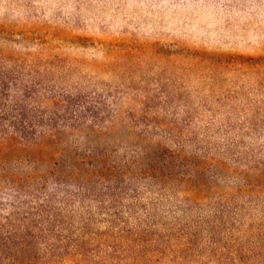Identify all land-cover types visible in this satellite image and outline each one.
<instances>
[{
	"label": "rangeland",
	"instance_id": "374dc122",
	"mask_svg": "<svg viewBox=\"0 0 264 264\" xmlns=\"http://www.w3.org/2000/svg\"><path fill=\"white\" fill-rule=\"evenodd\" d=\"M0 55L63 59L56 85L107 107L108 128L67 135L71 151L133 171L156 160L138 204L158 235H197L182 264H222L213 238L264 245V0H0Z\"/></svg>",
	"mask_w": 264,
	"mask_h": 264
},
{
	"label": "trees",
	"instance_id": "16d2710c",
	"mask_svg": "<svg viewBox=\"0 0 264 264\" xmlns=\"http://www.w3.org/2000/svg\"><path fill=\"white\" fill-rule=\"evenodd\" d=\"M65 63L0 55V264H158L162 258L182 264L197 235L189 237L185 226L158 235L148 204H138L145 195L138 187L156 186L162 170L156 160L133 171L130 163L110 161L99 150L66 147L67 135L98 134L109 123L107 107L96 97L56 85V69ZM26 151H34V161ZM162 154L172 159V152ZM11 156L25 160L19 164L27 168L8 164ZM127 214L135 226L128 225ZM259 245L227 253L213 238L210 259L264 264V245Z\"/></svg>",
	"mask_w": 264,
	"mask_h": 264
}]
</instances>
